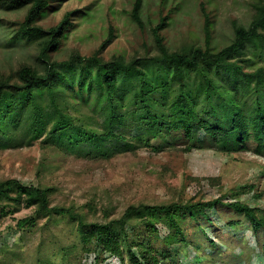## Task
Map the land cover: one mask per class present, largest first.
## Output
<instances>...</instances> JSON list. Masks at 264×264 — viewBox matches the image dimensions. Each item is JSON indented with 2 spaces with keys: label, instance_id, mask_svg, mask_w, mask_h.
Instances as JSON below:
<instances>
[{
  "label": "rangeland",
  "instance_id": "374dc122",
  "mask_svg": "<svg viewBox=\"0 0 264 264\" xmlns=\"http://www.w3.org/2000/svg\"><path fill=\"white\" fill-rule=\"evenodd\" d=\"M257 1L142 0L144 24L141 25L130 14L135 0H50L38 23L50 28L58 24L67 11H74L73 25L50 54L59 62L71 60L75 69L69 74L77 77L81 72L78 53L90 57L100 52L109 59L117 55L131 58L157 52L153 27L162 17L168 21L162 34L171 49L185 45L206 46L207 17L211 23L210 45L214 50L221 49L235 37L234 20L246 26L250 24ZM27 9V5L14 6L0 1V79L14 74L23 63L45 71L46 65L39 59V40L18 29ZM107 38L110 40L101 48ZM240 56L249 59L244 62L247 70L264 65V51L248 47ZM217 79L225 81L220 76ZM75 86L77 91L78 84ZM97 94L95 91L87 93L80 99L78 93L71 92V97L95 112L102 121L106 102L96 101ZM128 97H125L129 103L126 111L132 112L139 102L128 101ZM42 98L49 102L46 93ZM173 99L171 95L169 100ZM207 104L202 100L200 105L207 108ZM49 110H53L51 106ZM200 117L212 119L204 111H200ZM127 122L128 125L118 128L127 141L132 142V149L126 147L125 139L99 137L65 149L50 147L42 143L48 140L47 133L40 137L27 135L25 125L18 127V131L11 128L8 133H0V181L17 178L25 184L52 186L55 188L53 204L75 205L91 221L118 218L132 204L189 199L223 197L228 202L238 197L252 206L264 207V152L256 151L254 136L248 139L245 150L222 151L217 149L222 145L217 141L212 147L186 151L190 139L182 130L164 128L154 134L136 129L131 125L132 118ZM197 126L194 122L195 130ZM46 142L52 143L50 139ZM96 143H105L113 154L109 157L89 155ZM249 184H253L254 189L236 195ZM89 204L94 205V210ZM218 209L220 217L214 223L200 225L188 220L184 228L189 245L181 249L179 257L175 251L169 259L162 258L161 264H177L171 260L183 264H264L262 237H256L249 220L229 226L226 221L238 219L239 215L226 205ZM8 210L7 214H0V264H129L127 259L123 262L121 257L108 252L98 256L96 250L87 251L80 241L77 221L71 217L58 214L39 217L33 208L25 205L10 206ZM30 215L38 216L34 226H17L20 218ZM161 228L166 235L168 227L162 224Z\"/></svg>",
  "mask_w": 264,
  "mask_h": 264
},
{
  "label": "trees",
  "instance_id": "16d2710c",
  "mask_svg": "<svg viewBox=\"0 0 264 264\" xmlns=\"http://www.w3.org/2000/svg\"><path fill=\"white\" fill-rule=\"evenodd\" d=\"M0 1L28 6L18 29L39 40V59L46 65L42 72L37 66L23 63L14 74L0 79V120L4 121L0 123V133H8L11 128L18 131V127L25 125L27 135L40 137L47 133L46 139L52 143L46 142L48 140L42 143L50 147L65 149L99 137L125 139L126 147L132 149V142L127 141L118 128L128 125V118H132L131 125L136 129L154 134L164 128L182 130L190 139L186 151L194 147H212L217 141L222 145L216 148L222 151L245 150L248 139L254 136L256 151L264 152V65L247 70L244 62L249 59L240 56L248 47L264 51V0L255 3L256 10L249 25L234 20L235 37L221 49L214 50L210 45L208 17L206 46L185 45L171 49L162 34L168 21L162 17L153 27L157 52L131 58L117 55L109 59L100 52L90 57L77 52L81 66L77 77L69 74L75 69L71 60L59 62L50 54L73 25V10L67 11L58 24L45 28L38 23V18L50 5V0ZM141 8L142 0H135L130 14L134 21L143 25ZM109 40L107 38L101 48ZM218 76L226 82L219 81ZM76 83L78 92L75 91ZM94 91L98 93L96 101L106 102L102 121L95 112L71 97V92L78 93L82 99ZM45 93L49 102L42 98ZM128 95V101L139 102L132 112L126 111L129 103L125 97ZM171 95L175 97L172 101L169 100ZM202 100L208 102L207 108L200 105ZM50 106L53 110H49ZM200 111L210 114L212 119L201 118ZM194 122L198 124L196 130ZM93 146L89 155L109 157L113 154L105 143ZM254 187L253 184L244 186L236 195ZM54 193L52 186L25 184L17 178L4 179L0 181V214H7L10 206L25 205L33 208L39 217L65 215L77 221L80 241L87 251L96 250L98 256L108 252L121 257L123 262L127 259L129 264H161L162 258L169 259L175 251L179 257L181 249L189 245L184 228L188 220L200 225L214 223L220 217L219 206L226 205L239 215L238 219H228L226 224L238 226L241 220H249L256 237H262L260 242L264 248V207L252 206L238 197L228 202L217 197L132 204L118 218L91 221L75 205L53 204ZM89 207L95 208L93 204ZM38 216L20 218L17 226L32 227ZM162 224L169 229L166 235L162 233ZM171 261L183 264L179 260Z\"/></svg>",
  "mask_w": 264,
  "mask_h": 264
}]
</instances>
